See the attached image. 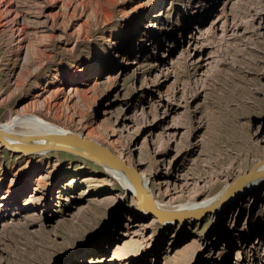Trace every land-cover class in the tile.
Returning a JSON list of instances; mask_svg holds the SVG:
<instances>
[{
    "label": "rangeland",
    "instance_id": "374dc122",
    "mask_svg": "<svg viewBox=\"0 0 264 264\" xmlns=\"http://www.w3.org/2000/svg\"><path fill=\"white\" fill-rule=\"evenodd\" d=\"M10 11L0 123L34 116L96 139L172 205L218 194L264 158V0H11ZM201 27L206 65L190 54ZM160 96L179 108L165 114ZM173 123V138L156 136ZM102 168L0 147V264H264V180L215 226L209 213L163 226Z\"/></svg>",
    "mask_w": 264,
    "mask_h": 264
},
{
    "label": "water",
    "instance_id": "95a60500",
    "mask_svg": "<svg viewBox=\"0 0 264 264\" xmlns=\"http://www.w3.org/2000/svg\"><path fill=\"white\" fill-rule=\"evenodd\" d=\"M0 147L13 154L25 155L64 151L81 156L98 165L116 169L124 174L135 190L133 194L136 199L146 204L149 213L153 214L159 223L164 221L184 223L187 219L193 221L200 220L206 213L212 211L223 202L229 196V192H236L238 194L239 187L248 181L264 176V167L260 168L264 164L263 158L255 162L247 172L236 176L232 183L226 184L220 191V194L211 199L205 206L200 208L163 209L156 206L148 192L146 184H144L142 177L134 166L128 165L104 145L81 137L74 132H18L8 129L3 123H0Z\"/></svg>",
    "mask_w": 264,
    "mask_h": 264
},
{
    "label": "bare ground",
    "instance_id": "6f19581e",
    "mask_svg": "<svg viewBox=\"0 0 264 264\" xmlns=\"http://www.w3.org/2000/svg\"><path fill=\"white\" fill-rule=\"evenodd\" d=\"M207 5L208 6L206 8H204V10H206V11L212 10L213 8L215 9V6H216L215 3H213V4L212 3L211 4L209 3ZM10 8H11V0L10 1L9 0H0V25H1V27L5 26L4 21H3V18L5 16L6 17L8 16V15H6V14H8V12H11L10 11ZM188 12H192V10L189 9ZM158 15H159V13H156L155 16H158ZM258 24H259V26L261 28H264V14H260L258 16ZM23 26H25V25H23ZM205 32H206V29H204V28L201 27L199 29L198 33H194V35L192 34L193 37L195 38V41L191 44V47H190L191 57L192 58H196V59L197 58L200 59L202 61L203 65H206L208 63L209 55L206 53L205 46H203L202 44L201 45L198 44V39L200 37H203L204 34H205ZM0 38H1V35H0ZM25 61H28V60H25ZM25 63H27V62H25ZM73 89H74V87L71 86L69 88V91L70 90H73ZM160 105L163 106V111H164L165 114H168L170 112H173V111H175L176 109L179 108V104L172 103V102H170V100L168 98H164L162 96H160ZM158 119L159 118H154V120H152V122L150 124H152V126H155V124L158 125V121H159ZM15 124L16 125L17 124L25 125V127H27V130L25 132L43 133V132H52V131H70V130H67V129L63 128V127H60V126H58V125H56L54 123H44V122L40 121L39 119H36V117H34V116H26V115H25V117L24 116H15V117L11 118L8 122L3 123V125L6 128L11 129V130H14L13 127H14ZM146 128H147L146 126L141 127L140 130L135 133V136H139L140 133H143L144 129H146ZM146 131H147V129H146ZM71 132H74V133L80 135L81 137L91 139V138L83 135L82 133L75 132V131H71ZM177 132H178V125H176V124L173 123V124H168L167 126L162 127V130L159 132L160 134L157 133L156 136L157 135H160V137H162L164 135H169L170 138H173L174 135H176ZM91 140H94L97 143H100L101 145H103L101 142H99L96 139H93L92 138ZM153 140H155V139H153ZM161 140H162V138H161ZM161 140L158 139V143L161 142ZM110 151H112V150H110ZM113 153L116 154L117 156H119L117 153H115V152H113ZM120 158L123 159L127 163V161L124 158H122V157H120ZM128 165H131V164H128ZM167 165H168V162L166 163V167H167ZM132 166H134V165H132ZM102 167H103L102 168L103 171L107 175L115 178L121 184V186L123 187V189L125 191L124 194L127 193V194L131 195L134 198V201H133L134 203L132 205V208H133V211L136 213V215L139 216V218L142 217L144 219V218H147L148 216H151V217H153V218L156 219V217L153 214L149 213V211H148L149 209H147L146 204H144V203L138 201V199H136V197L133 194L135 192V190L133 189L132 185L129 183V181L126 179V177L124 176V174L122 172H120V171H118L116 169H113L111 167H106V166H102ZM134 167L138 170L140 176L143 179L144 184H146V186L148 188V192H149L152 200L154 201V203L156 204V206L159 207V208H163V209H181V208H196V207L197 208H200L202 206H205L208 202L211 201V199H214L215 196L217 197V195L220 194V192H219L218 194H216V195H214V196H212L210 198H206V199L204 198V199H202L200 201L199 200L198 201H192V202H188V203H185V204L172 205V204L167 203V202L161 203V202L157 201L156 199H154L153 194H152V192H151V190L149 188V180L146 177H144V175L139 171V168L138 167H136V166H134ZM263 167H264V164H262L260 166V168H263ZM75 179L76 178H72L70 181H74ZM85 179L87 180L89 178H85ZM263 180H264V176L263 177H259L258 179H255V180L248 181L246 184H244L243 186L239 187V190L237 191L238 194H236V192L235 193L234 192L233 193L232 192H229V196L223 202H221L219 205H217L215 209H213L212 211L208 212L209 214L214 215V218H213L214 220H213L211 226H215L218 223V221H220L222 219V217L224 216V214H226L228 211L230 212V210H232L235 207V205L238 206L239 204H241L242 203L241 200L243 199L244 195L248 194L250 191L256 190V188L258 187L259 183H261V181H263ZM85 192H87V190L84 188L82 190L81 194H85ZM113 197H114V194L113 193H107V194L103 195L102 198L103 199H108V198H113ZM7 198H8L7 194H3L1 196V198H0V206L3 205L2 204L3 201L5 199H7ZM121 198H114L113 199V202L115 201V204L116 203H121V201H122ZM246 207H247L246 204L245 205L241 204L239 207H237V210H239V211L242 210V209L245 210ZM82 211H83V209L78 208L77 211H76V213H79L80 214V213H82ZM127 219L129 220L130 217L128 216ZM190 220L191 219H189V221ZM160 223L163 226L168 225V224H170V225L175 224L174 222H171V221H164V222H160ZM178 223L182 224V222H178ZM126 226H128V223L127 222L124 224V227H126ZM119 233L121 234L122 232H119ZM236 254H239V249L236 250ZM89 262H91V259L88 256L78 257L75 260V263H78V264H87Z\"/></svg>",
    "mask_w": 264,
    "mask_h": 264
}]
</instances>
